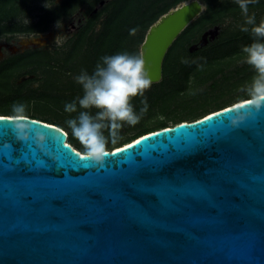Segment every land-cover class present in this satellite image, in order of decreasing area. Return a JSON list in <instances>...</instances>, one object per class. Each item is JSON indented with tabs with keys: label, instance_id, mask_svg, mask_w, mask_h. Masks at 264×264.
Instances as JSON below:
<instances>
[{
	"label": "water",
	"instance_id": "water-1",
	"mask_svg": "<svg viewBox=\"0 0 264 264\" xmlns=\"http://www.w3.org/2000/svg\"><path fill=\"white\" fill-rule=\"evenodd\" d=\"M202 11L184 2L149 28L140 51L151 83ZM248 101L142 135L129 143L149 139L106 157L104 168L84 162L87 173L60 128L32 125L48 137L42 150L0 116L25 162L57 160L21 174L0 138V264H264V105Z\"/></svg>",
	"mask_w": 264,
	"mask_h": 264
},
{
	"label": "rangeland",
	"instance_id": "rangeland-1",
	"mask_svg": "<svg viewBox=\"0 0 264 264\" xmlns=\"http://www.w3.org/2000/svg\"><path fill=\"white\" fill-rule=\"evenodd\" d=\"M103 1L108 2V0ZM173 1L144 0L141 7L144 10L148 7L151 8L148 13H145V16H143V10L138 13L139 17L143 16L147 21L144 26L151 24L149 20L153 16L159 19L164 7ZM188 1L191 0L184 2ZM198 1L203 5L202 13L177 37L166 54L169 62L178 63L174 68L176 76L182 75V72H188V80L182 87L183 91H179L174 99H160L163 97V92H170L169 88L174 85L168 80L172 74H167L163 85H160L162 80L158 83H150L142 93L132 95L130 102L134 110L141 107L143 103L141 97L147 101V108L134 124L121 122L116 143L109 142V150L124 145L146 131L160 128L163 125L168 128L173 127L181 121L192 122L236 102L250 99L246 89L250 86L256 73L245 62L242 47L254 40L253 34L242 35L246 37L240 36L245 41L238 42L236 45L231 44L229 47L221 49L218 54H214L213 59L210 58L214 46L225 45L226 41L235 38L233 35L242 25L239 18L243 16V13L237 0H218L217 3L227 2L224 6L227 10L216 17L214 22L205 23H200L201 18L207 17L216 9L212 11V8L208 9L204 0ZM233 1L235 4L232 3ZM262 1L264 2V0ZM56 2L61 1L48 0V7ZM43 4L44 2L39 1L29 4L26 8V16L22 20L13 21L10 25L20 23L27 25L36 21L41 10L47 9ZM104 4L100 5L99 3L90 15L97 14ZM177 6L170 8L169 11ZM256 10L259 13L263 12L264 5ZM86 12L87 7L81 8L71 17L60 20L58 27L57 22L53 24L46 34L0 35V46H4L0 50V114L13 115L12 106L15 103H23L27 106V114L30 118L45 120L61 127L70 137L72 147L80 153H84L83 146L71 135L65 124L66 120L74 118L78 113H68L64 110V106L83 95L82 87L76 82L75 77L82 70L92 73L96 64L101 60H97L95 42L101 30V23L106 17V14H102L91 23L89 28L84 30V33H81L80 28L83 22L90 16H87ZM251 12L252 9L249 8L248 13ZM0 26L3 24L0 23ZM215 27L218 28L215 36H208L203 46H200L203 35ZM147 31L143 32L137 28L135 34L127 40L126 46H124L125 51L130 54L140 51L142 38L145 39ZM227 32L230 34L226 36ZM48 34H50L49 38H47ZM11 46L15 47V52L8 50ZM193 47L197 48L190 50ZM199 52H208L207 55L210 57L203 59L205 63L203 66H198L202 63H195L192 65L193 68L188 69V63L196 62L200 58ZM106 55H112V53ZM17 56H26V58L21 64L10 68L3 64ZM2 66L6 69L2 70ZM1 111L10 113H1ZM91 111L94 115L97 110L92 109ZM104 134L108 136V131L105 130Z\"/></svg>",
	"mask_w": 264,
	"mask_h": 264
},
{
	"label": "clouds",
	"instance_id": "clouds-1",
	"mask_svg": "<svg viewBox=\"0 0 264 264\" xmlns=\"http://www.w3.org/2000/svg\"><path fill=\"white\" fill-rule=\"evenodd\" d=\"M256 0H237L239 8L245 16L241 31L251 30L254 40L242 47L245 62L250 65L256 75L246 91L250 97L249 104L259 109L264 105V21L256 22L255 15H248L249 4ZM43 6L47 9L48 0ZM59 21H57L58 27ZM248 26H251L249 29ZM136 29L130 34L134 35ZM82 87L83 95L76 100L66 103L64 110L68 113H78L74 118L65 121L71 135L84 148V156L96 164L103 166L106 154L109 152V142L116 143L121 122L134 124L140 119V114L147 108V101L138 110L133 109L130 97L142 93L151 83V76L145 66L142 51L134 54L128 52L106 55L101 57L92 73L82 70L75 77ZM92 109H96L92 114ZM13 115L9 117L15 136L20 141L34 140L38 147L45 149L47 135L32 127L34 120L27 114V106L15 103L12 106ZM233 123L236 120L232 121ZM105 130L108 136H105Z\"/></svg>",
	"mask_w": 264,
	"mask_h": 264
},
{
	"label": "trees",
	"instance_id": "trees-1",
	"mask_svg": "<svg viewBox=\"0 0 264 264\" xmlns=\"http://www.w3.org/2000/svg\"><path fill=\"white\" fill-rule=\"evenodd\" d=\"M44 2V0H0V23L3 24V26H0V35L3 34H24L27 36L31 35H41V34H46L50 31L51 27L53 24H55L57 21L67 19L74 15L77 11H79L83 7H87V12L86 15L89 16L94 8L103 0H62L59 3H52V5L49 7L51 9H42L41 14L37 16L36 21H32L27 25H22L20 24H13L10 25L13 21L16 20H22V18L26 13V8H28L29 4L33 2ZM187 1V0H174L170 5H167L164 7L162 12L160 14L164 15L169 11L170 8H173L177 6L178 4ZM205 3L207 4L208 9L212 8L211 10L214 12H211L210 15L207 17H203L200 20V23H205L208 21H215V18L218 17L220 14L224 13L227 8L224 7L227 2H222V3H217L218 0H204ZM144 3V0H108L104 4V6L101 8V10L95 14V15H90L85 22H83L82 27L80 28L84 33V30L90 27L91 23L97 19L99 16L102 14H106V17L103 19L101 23V30L99 32V36L97 38V41L95 42L96 45V57L97 60L101 59V57L105 56L106 54L112 53V55L117 54V53H122L126 52L125 47L127 40L132 37L133 35L130 34L132 29H137L140 28L143 32L147 31L151 24L156 22L158 19L156 16H153L149 21H151L150 25L144 26L147 21H145L143 16H145V13H148L150 7L144 8L141 7ZM234 3V1L232 2ZM235 4V3H234ZM264 2L262 0H256L255 3H252L249 8L252 9L251 13H248V15H255L256 17V22L259 24L261 21H264V11L259 13L257 12L256 9L259 7L263 6ZM144 12V15L139 17V11ZM160 15V16H162ZM159 16V17H160ZM158 17V18H159ZM240 22H241V27L245 26L244 21H245V16H240ZM148 21V22H149ZM213 25V24H212ZM241 27L238 30V32L233 35L235 38H232L231 40L226 41L225 45L219 44L214 46V50L211 51L210 56L207 55L208 52H202L198 54L200 58L197 59L196 62H190L188 63L187 68H193L195 63H202L198 64V66H203L204 63V58L210 57L214 58V54H218V52H221V49H224L226 47H229L231 44L236 45L238 42L245 41L244 38H240L242 35H246L249 33H252L251 30L248 32L241 31ZM249 29H251V26H248ZM230 33H226V36ZM237 36V37H236ZM246 37V36H242ZM144 41V37L142 38V42ZM251 42H248L247 45L251 44ZM26 58V56H17L12 59H9L7 62L3 63L7 68L19 65L22 63V61ZM217 59V58H216ZM217 61V60H213ZM204 63V64H203ZM178 63H173L169 62L168 56L165 57L162 65V81L160 82V85H163V81L166 77L167 74L171 75L168 77V80L172 82L173 87L169 88L170 92H163V97L160 98L161 100H166V99H174V97L179 93V91H183L182 87L188 80V72H182V75L176 76L174 73V68L177 66ZM187 65V64H186ZM4 66L1 67L2 70H5L6 68H3ZM177 74V73H176ZM211 76V75H210ZM159 92V93H161ZM155 103V101H153ZM224 109V108H222ZM221 110V109H219ZM1 113H10V112H3ZM0 116H9L6 114H0ZM10 115L9 117H11ZM32 120H36L48 125L55 126L57 128H60L63 130L61 127L58 125L45 121V120H40L37 118H31ZM183 121L177 123L180 124ZM167 128L165 125L161 126L160 128H156L153 130H149L144 132L142 135L148 134L150 132H154L160 129ZM140 135V136H142ZM138 136V137H140ZM135 137L132 140L138 138ZM132 140L128 141L127 143L131 142ZM67 143L71 145L70 142V137L68 136L67 138ZM125 143V144H127ZM124 144V145H125ZM74 149V148H73ZM78 151L77 149H74ZM79 152V151H78ZM80 153V152H79ZM84 155V153H81Z\"/></svg>",
	"mask_w": 264,
	"mask_h": 264
},
{
	"label": "snow or ice",
	"instance_id": "snow-or-ice-1",
	"mask_svg": "<svg viewBox=\"0 0 264 264\" xmlns=\"http://www.w3.org/2000/svg\"><path fill=\"white\" fill-rule=\"evenodd\" d=\"M250 103V102H248ZM237 107H244V105H238ZM206 119H211L210 117H206ZM0 122H7L4 120L3 117H0ZM34 123H37V121H34ZM198 123H202L200 121H198ZM45 127H49L47 125H45ZM182 127V126H181ZM55 131H59L58 129H54ZM165 131H171V129H165ZM63 135V133H61ZM153 135H158V133H153ZM9 136V132L8 129L5 128L2 132H0V138H2L5 141H7V144L3 143V148L5 150H9V154L14 158V159H19L20 163L14 165V171H18L21 174H24L25 172H28L29 175L32 173L33 170H37V169H45V167H47L48 165H51L52 168H56V161H52V160H42L40 162V164H35L32 162H25L22 158V149H23V145L22 144H17L13 141H10L8 139ZM149 137L144 136L141 137V139H138L134 142V144H128L126 146V148H118L116 149V151L114 152H108L106 154V157L108 156H117L118 153H123L125 151H127L128 148H133L135 147V145H139L141 144L142 141H146L148 140ZM57 141L59 142V138H57ZM63 148L68 149V145L66 144H62ZM71 153V152H70ZM72 154V153H71ZM75 157L78 158V161L81 162L79 165V170L83 173H87L88 169L86 167V164L84 162H87L88 160H90L89 158H87L86 156L82 155L79 152H76L73 154ZM135 159H139V156H136ZM107 162L103 164V166H100V168H104L106 166ZM60 172L59 175L62 178L64 176V169L61 167L59 168ZM72 173V172H70ZM28 199H31V197H27ZM57 203H59L57 201Z\"/></svg>",
	"mask_w": 264,
	"mask_h": 264
},
{
	"label": "flooded vegetation",
	"instance_id": "flooded-vegetation-1",
	"mask_svg": "<svg viewBox=\"0 0 264 264\" xmlns=\"http://www.w3.org/2000/svg\"><path fill=\"white\" fill-rule=\"evenodd\" d=\"M4 46H0V50H1V48H3ZM8 50L10 51V52H15V47H9L8 48ZM0 53H1V51H0Z\"/></svg>",
	"mask_w": 264,
	"mask_h": 264
},
{
	"label": "bare ground",
	"instance_id": "bare-ground-1",
	"mask_svg": "<svg viewBox=\"0 0 264 264\" xmlns=\"http://www.w3.org/2000/svg\"><path fill=\"white\" fill-rule=\"evenodd\" d=\"M25 44H26V42H25ZM244 101V100H243ZM240 102H242V101H239V102H236V103H234V104H232V105H230V106H228V107H231V106H233V105H236V104H238V103H240ZM65 132V131H64ZM131 143V142H130ZM130 143H127V144H125V145H128V144H130ZM122 146H124V145H122ZM119 148V147H118ZM118 148H115V149H118Z\"/></svg>",
	"mask_w": 264,
	"mask_h": 264
}]
</instances>
